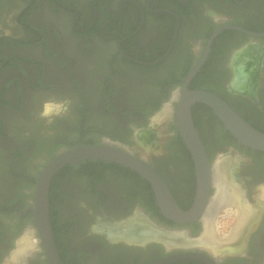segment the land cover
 I'll return each instance as SVG.
<instances>
[{
    "label": "flooded vegetation",
    "instance_id": "flooded-vegetation-1",
    "mask_svg": "<svg viewBox=\"0 0 264 264\" xmlns=\"http://www.w3.org/2000/svg\"><path fill=\"white\" fill-rule=\"evenodd\" d=\"M8 19L12 32L0 33V151L5 148L6 155L11 157L14 174L23 173L26 177L20 180L31 183L32 176L26 172L32 162L30 149L18 147L17 131L15 134L11 129L15 113L11 111L19 110L26 120H32L30 90L59 93L74 87L79 95L77 109L82 125L69 129L76 133L73 139L59 134L50 136L46 148L53 149L57 155L67 149V142H112L127 147L126 142L139 144V136L151 130L155 141L146 161L167 182L179 207L190 209L197 180L192 156L176 126V93L181 95L184 79L204 56L216 29L234 25L264 32V0H0V24ZM68 39L87 49L106 52L109 72L102 80L103 100L96 99L86 85V70L91 71L92 66L88 70L79 59L68 54ZM252 44L263 51L260 66L252 65L257 72L255 99L236 94L231 87L235 56ZM171 45L162 61L144 64L158 61ZM133 76H140L150 87L135 93L130 87H123L121 81ZM188 90H203L219 96L264 133V37L223 30L211 44L207 59ZM169 103L171 112L161 135L156 127L152 129V118ZM193 110L194 124L211 166L217 163L215 159L233 162L232 180L240 185L243 199L249 202L250 193L264 187V152L239 143L219 119L220 122L215 120L210 107L197 103ZM100 112L102 115L98 118ZM95 120L106 123L92 125ZM58 124L60 128L70 127L66 123ZM132 153L143 157L138 152ZM87 162L66 167L56 180V193L62 199L55 204V224L62 230L55 243L63 264H147L186 251L209 255L202 249L168 251L154 241L145 245L110 242L107 232L121 233L130 223L127 220L142 216L146 219L144 214L155 228L185 230L192 237L199 236L204 221L181 226L167 218L162 220L150 210L146 188L137 182L136 175L118 174V169L106 166L90 168L85 165ZM13 177L12 197L5 202L0 200V259L13 246L15 233L25 226H33L31 214L22 215L20 211L31 205L34 188L31 185V193L24 201L17 198L18 179ZM214 188L212 184L211 196L216 192ZM259 197L258 201L251 198L256 207L249 202L256 208L255 212L260 213L262 209L263 212L247 248L236 251L234 247L240 240L237 241L231 250L222 252L239 253L216 258L217 264H250L252 255L264 248V196ZM136 209L144 214L134 212ZM109 236L114 240L110 233ZM207 247L213 250V245ZM29 251L25 252L28 255H14L10 262L49 264L40 241L38 250ZM23 255L26 257L16 263ZM175 264L204 263L187 260Z\"/></svg>",
    "mask_w": 264,
    "mask_h": 264
},
{
    "label": "water",
    "instance_id": "water-1",
    "mask_svg": "<svg viewBox=\"0 0 264 264\" xmlns=\"http://www.w3.org/2000/svg\"><path fill=\"white\" fill-rule=\"evenodd\" d=\"M178 27L179 24L176 28V34L174 36L172 45L176 39ZM223 30H234L251 37H264V32H253L246 30L243 27L234 25H226L216 29L208 41V47L204 56L200 59L197 65L191 71L188 72L186 78L184 79L181 95L179 96L178 92L176 93V98L178 99V105L175 113L176 126L181 138L183 139L187 149L189 150L192 156L197 180L196 194L194 202L190 209L183 210L179 207L167 182L146 161V157L143 156L140 158L134 155L132 151L125 146L119 145L117 143L107 142L105 144L94 145L79 144L78 146L73 148L63 149L52 159H50L44 166V168L41 170L35 182L31 205L24 212L20 211V214L22 215L24 213L31 214L33 225L32 233L34 235H36L37 233L38 239L41 245L43 246L44 254L49 264H63V261L60 258L56 247L53 229L51 225L50 187L54 176L65 167L69 165L77 166L87 161H100L114 163L124 168H127L139 174L144 180H146L151 185L155 196L156 204L161 214L168 220L183 226L194 223L198 220L203 221L204 214L206 212L210 199L212 198L210 192L213 184V167L211 166L207 158L204 145L194 124L192 116V107L195 104L200 103L210 107L213 110L214 114L217 116V118L222 122L225 129L239 143L252 150L264 152V133L258 131L252 125H250L227 102H225L219 96L208 91L188 90L190 82L200 71L205 60L207 59L211 44L213 43L214 39L220 33H222ZM172 45L170 46L168 51L163 55V57L160 58L158 61L144 64L153 65L158 63L159 61H162L169 54ZM242 50H240L239 52H241ZM262 55V50L260 52H257V54H254L253 56L247 55L245 57V62L243 64H238V67L235 68V76L231 83L232 91L234 93L240 95H247L250 96L252 99H255L254 87L256 83L255 79L257 78V72L254 70L252 65L259 67L262 61ZM248 68L249 70H247ZM251 78L252 80L250 81ZM233 85H238L239 88L233 89ZM168 106H170L171 108V103L167 104L165 107ZM154 119L155 118H152V129L157 126V124H155ZM151 133L152 131L148 130L141 134L143 136L141 138H138V143L142 144L141 139L144 136H149V134ZM17 209L20 210L19 207ZM262 212L263 209L260 212V216L257 220L254 229L250 231L248 237L253 231L256 230ZM144 217L149 220L147 216L144 215ZM133 219L134 218H131L127 221L130 222L133 221ZM156 228L168 234L179 235V237L184 238L185 242L188 244L170 246L162 241L157 240H149L143 243H129L124 240H112L109 236V232L107 233L108 239L112 243L122 241L128 244L145 245L154 241L163 244L168 251L202 249L209 253L208 255L201 252L186 251L182 253L171 254L155 261L149 262L147 264H175L177 262L187 260L200 261L204 264H217L216 258H221L226 255L230 256L237 254L225 252L213 253L209 249L197 245L196 243L203 233H201L199 236L192 237L185 230H166L158 226H156ZM19 246L20 244L18 243V247ZM6 263L11 264L8 260Z\"/></svg>",
    "mask_w": 264,
    "mask_h": 264
},
{
    "label": "rangeland",
    "instance_id": "rangeland-1",
    "mask_svg": "<svg viewBox=\"0 0 264 264\" xmlns=\"http://www.w3.org/2000/svg\"><path fill=\"white\" fill-rule=\"evenodd\" d=\"M9 8L11 7H8L7 9ZM12 28L13 27L10 25V21L8 19L4 21L3 24H0V33L2 31L5 33H11ZM67 44L69 55L76 59H79L82 65H84V67L88 70L92 66L91 71L86 70V85L90 90L93 91V95L96 99L103 100L104 92L102 80L106 78L109 72V63L106 52L99 49L97 50L96 48L87 49L71 39H68ZM121 83L123 84V87H130V89L134 93L139 89L141 90L143 88L146 89L150 87L149 84L142 80L140 76H133L131 78H128L127 80H122ZM29 92L30 98L33 99V106L31 110V115L33 116V118L32 120H26L23 117L24 115L19 110L11 111L12 113H15L11 118V129L15 132V134L16 131L17 134H19H16L18 137L15 135V138L19 143L18 147H29L30 149V157L32 162L30 163L26 172L30 175V177H37L39 172L43 169L47 158L49 157V149L46 148L49 137L59 134L60 136L65 135L66 137L68 136L69 139H73L76 137V133L73 130L69 131V129L80 127V125H82V122L78 119L77 105L79 101V95L74 87H71L70 89L64 91H60L59 93H52L47 91L35 92L32 90H30ZM49 105L56 107L54 112L51 114H47L45 111L46 107ZM170 112V106H164L153 116V118L157 117V120H154L155 124H157V126L155 127L156 131L160 132L161 135L164 133V130L166 128V123ZM101 113L102 112H100L98 118H101ZM60 122L66 123L70 127L68 129L66 126L60 128L58 124ZM103 122L106 123L105 120ZM103 122L102 120H95L92 125L99 126L102 125ZM153 133L154 132H152L147 137L144 136L141 139L142 144L140 145L134 144V142L130 143L128 141L126 142V146L129 147L132 152H138L140 155L148 157L149 151L152 150L151 146L155 141L154 137L151 136ZM142 136L143 135H140L139 138H141ZM5 152L7 153L5 148L3 149V152L0 151V200H2L3 202H5L9 197H12L10 192L12 191V187L15 186L13 184L14 172L12 170V159L11 157L9 159L8 154L6 155ZM219 160L220 159H215L216 162ZM234 162L238 163L237 161ZM30 187L31 183L18 179L16 183V188L18 190L16 197L23 201L27 199V196H29V194L31 193ZM214 193L215 191L213 192V195ZM250 195L251 197L248 200L251 204H253V206L256 207L253 202L254 200L258 201L257 199L260 198L259 195L264 196V187H262L261 189H254L250 193ZM251 198H253L254 200H251ZM259 205L261 206V202ZM229 209H231V214L222 211L217 215L214 222L216 233L219 236L223 237L224 240H226L228 234L232 230L231 228L236 223L235 212H233L232 207ZM138 210L139 209H136L134 210V212H140V214L142 215L144 214L142 210ZM255 214L256 215L254 221L245 229L240 238V242L236 245V251L242 250V248L244 251L247 248L250 238V236L248 237V234L252 229H254L260 216L259 211H256ZM121 223L122 222H120V224ZM32 231L33 227L25 226L24 228H21L20 231L15 233L14 244L7 252H5L3 257L0 259V264H7V260L11 261L12 257L14 255L17 256L23 248H26V246L30 247L31 252H35L36 250H38L39 240L38 237L32 233ZM204 231L205 224L203 230H201L198 235H200ZM18 243L20 244L19 247ZM25 254L28 255L29 253ZM24 257L26 256H20V260L16 263L21 262ZM250 264H264V248L258 250L256 254L252 255Z\"/></svg>",
    "mask_w": 264,
    "mask_h": 264
},
{
    "label": "bare ground",
    "instance_id": "bare-ground-1",
    "mask_svg": "<svg viewBox=\"0 0 264 264\" xmlns=\"http://www.w3.org/2000/svg\"><path fill=\"white\" fill-rule=\"evenodd\" d=\"M261 50L260 46L253 44L244 48L241 52L236 54L234 67L236 68L238 64H243L247 55L253 56ZM251 80L252 78L250 81ZM237 88H239L238 85H233V89ZM55 109L56 107L49 105L46 107V113L51 114ZM154 120H157V117H155ZM233 168L234 163L230 160L217 161L213 167V184L216 192L210 199L203 217L205 231L196 243L201 247L209 249L213 253L222 252L225 249L231 250V246L240 240L245 229L254 221L256 215L255 208H253L248 201L243 199L244 191L241 189L240 185L234 183L232 180L231 171ZM231 207L233 208V212H235L236 223L231 228L232 230L228 234V237H225L226 240H224L223 237L216 233L214 222L221 211L231 214V209H229ZM142 217L130 221L121 233L111 231L109 232L110 235L114 240H124L129 243H143L149 240H160L170 246L188 244L185 242V239L180 238L179 235L168 234L158 230L148 222V219L146 220ZM209 244L213 245L214 251L207 247ZM29 250L30 247L26 246V248H23L19 253L23 254Z\"/></svg>",
    "mask_w": 264,
    "mask_h": 264
},
{
    "label": "trees",
    "instance_id": "trees-1",
    "mask_svg": "<svg viewBox=\"0 0 264 264\" xmlns=\"http://www.w3.org/2000/svg\"><path fill=\"white\" fill-rule=\"evenodd\" d=\"M193 109L195 110V108H193ZM194 110L192 112L193 118H194V114H195ZM213 117H215V120L219 121L218 118L215 115ZM88 144L94 145L93 143H88ZM78 145L79 144H77V143H69V142H67L66 143V146H67L66 148H73V147H76ZM48 155H49V157L47 158V160L49 161L50 159H52L56 155V153L54 152L53 149H50L48 151ZM85 165L89 166L90 168H96V167H99V166H103V167L106 166V167H111V168H114V169H118L119 170L118 174L119 173H126V174H128V176L136 175L137 176V180H138L137 182H139V184L144 185L145 188H146V199H147L148 205L150 207V210H152V212H154L156 215L161 217L162 220L167 221L166 218L161 214V212L159 211V209L157 207L155 196L153 194L151 185L147 181L143 180V178L139 174L134 173L133 171H131V170L127 169V168H124V167H122L120 165L114 164V163H107V162H100L99 161V162H87ZM44 166H43V168H44ZM67 167H71V166L69 165ZM65 169H66V167L64 169H62L60 172H58L54 176V178H53V180L51 182V187H50V219H51V225H52L53 234H54V238H55L56 242H57L58 235H59L60 231L62 230L61 227H58L57 224H55L56 215H57V211L55 210V204H56V202L58 200L62 199V197L58 193H56L57 192L56 191V189H57V181L56 180L62 174V172ZM40 172H39V174H40ZM14 176H15L16 179H21V178L26 177L23 173H19V174L15 173ZM29 179L31 180V185L34 188L37 177H31ZM31 198H33V195H31ZM22 208H24V206ZM27 216H29V214ZM56 246H57V243H56ZM57 249H58V247H57ZM155 260H157V259H155Z\"/></svg>",
    "mask_w": 264,
    "mask_h": 264
}]
</instances>
